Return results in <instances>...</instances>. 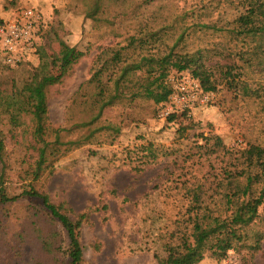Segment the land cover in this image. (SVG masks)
Segmentation results:
<instances>
[{
    "label": "rangeland",
    "instance_id": "1",
    "mask_svg": "<svg viewBox=\"0 0 264 264\" xmlns=\"http://www.w3.org/2000/svg\"><path fill=\"white\" fill-rule=\"evenodd\" d=\"M198 2L157 1L170 22L196 11ZM25 8L41 19L35 48L24 60L29 65L8 68L0 59V95L7 101L30 81L34 69L56 76L58 82L46 91L48 122L66 127L64 141L75 140L87 129L72 125L86 120L87 111L71 105L74 94L90 78L100 48L123 44L132 33L129 22L94 23L82 13L80 0H0V19ZM218 12L229 15L214 10V17ZM193 35L187 40L188 56L181 58L182 71L169 75L173 93L168 98L116 101L93 127L110 125L119 133L98 134L91 144L61 156L53 172L46 170L38 179L32 173L37 144L30 117L17 115L13 123L5 102L0 104L5 142L0 188L9 197L34 188L63 205L69 218L83 214V264H157L156 256L163 257L167 245H178L191 233L197 210L193 191L205 211L225 217L230 210L218 194V183L224 191L229 174L259 171L248 167L243 151L251 145L264 148V65L228 53H211L209 61H202L191 53L227 43V37ZM230 80L238 82L236 88L228 87ZM183 81L181 100L176 87ZM243 85L252 92L246 95ZM213 136L224 149L211 152ZM237 180L242 186L245 175ZM262 185H253L254 195ZM246 233V243L261 235L259 249L231 250L221 259L208 253L198 264H264V201ZM67 245L65 232L39 199L20 197L0 204V264H69Z\"/></svg>",
    "mask_w": 264,
    "mask_h": 264
},
{
    "label": "trees",
    "instance_id": "2",
    "mask_svg": "<svg viewBox=\"0 0 264 264\" xmlns=\"http://www.w3.org/2000/svg\"><path fill=\"white\" fill-rule=\"evenodd\" d=\"M85 8L82 13L86 19L103 25L128 21L131 34L123 44L106 45L96 55L90 78L82 83L74 94L72 106H83L87 111L84 121L72 126L86 128L87 133L75 140L64 141L61 133L66 127H53L48 122L46 91L58 82L56 76L34 69L30 81L8 96L6 101L0 95V104L5 102L7 110L13 114L11 121L18 122L17 115H28L32 123V136L35 140L37 159L33 175L38 179L46 170L53 172V164L67 152L91 144L100 133L118 134L119 130L107 126L93 127L101 118L104 110L116 101L129 97L154 100L157 97L168 98L173 88L168 80L171 72L182 71L181 58L188 56L189 37L200 33L203 37L217 35L227 37L203 51L197 48L192 56L202 61H209L211 53L215 56L225 53L234 54L248 63L254 59L258 65H264V0H199L197 10L185 11L174 21L170 15H163V7L158 0H80ZM105 2V4H103ZM214 10H221L229 15L223 16ZM196 12V13H195ZM176 18V17H175ZM21 64L29 65L22 61ZM228 87L236 88L238 82H226ZM242 90L246 95L252 92L245 85ZM258 97V93H251ZM173 120V116L168 121ZM52 137V139H51ZM51 139V140H50ZM213 140L211 152L224 149L221 139ZM5 142L0 136V159L3 157ZM248 167H258V172L243 171L218 183L221 194L230 214L225 217H213L200 201L199 194L193 191V202L197 206L192 220L189 236H183L178 245H167L164 256L157 258V264H198L206 254L221 259L228 251L248 247L257 250L261 235L256 234L253 243H246V230L258 218V209L264 201V148L249 146L243 151ZM245 175V182L239 185L237 178ZM262 183L257 195L253 194V185ZM222 192V193H221ZM20 197L39 199L48 217L59 223L68 241L67 257L69 264H83V253L79 242V233L84 215L71 219L64 212L63 205L50 202L45 193L34 188L19 195L8 196L0 188V204L14 202ZM203 206V208H201Z\"/></svg>",
    "mask_w": 264,
    "mask_h": 264
},
{
    "label": "built area",
    "instance_id": "3",
    "mask_svg": "<svg viewBox=\"0 0 264 264\" xmlns=\"http://www.w3.org/2000/svg\"><path fill=\"white\" fill-rule=\"evenodd\" d=\"M39 14L31 8H25L10 19H0V59L3 64L14 66L25 60L35 48L40 25ZM179 89L184 100L186 82Z\"/></svg>",
    "mask_w": 264,
    "mask_h": 264
}]
</instances>
